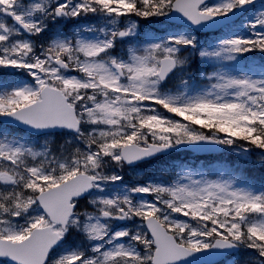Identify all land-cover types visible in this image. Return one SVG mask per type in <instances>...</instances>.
<instances>
[{
    "label": "snow or ice",
    "instance_id": "1",
    "mask_svg": "<svg viewBox=\"0 0 264 264\" xmlns=\"http://www.w3.org/2000/svg\"><path fill=\"white\" fill-rule=\"evenodd\" d=\"M259 2L0 0V264H264V183L121 174L180 148L264 161Z\"/></svg>",
    "mask_w": 264,
    "mask_h": 264
},
{
    "label": "rangeland",
    "instance_id": "2",
    "mask_svg": "<svg viewBox=\"0 0 264 264\" xmlns=\"http://www.w3.org/2000/svg\"><path fill=\"white\" fill-rule=\"evenodd\" d=\"M210 2H211V0H210ZM256 7L257 8L260 7V2L256 4ZM134 19H136V21H137L138 18H134ZM153 19H156V18H153ZM242 19L246 20L247 17H244ZM160 27L161 26L159 24L154 23V22H150V20H146V19L143 20V23L141 25L139 24V30H140L141 36H143L149 32H152L154 29H158ZM72 30L73 29L70 28L68 31L71 32ZM254 54L257 58L254 62L256 64H259L260 63L259 57L261 56V53L254 52ZM9 71H10V69H0V75L4 74L6 72H9ZM11 71H14V70H11ZM257 154H258V152L254 153L250 157L249 162L247 164L260 166L261 163H264V161H262L261 157ZM228 155H231V157L233 158V159H231L232 167H235V166L239 167L240 168L239 170H242V168H244L243 164L245 165V163H243L241 161L238 153L225 150V155L223 156L224 157L223 160H218V159L217 160H202V159H199L195 155L190 154V153H180V157L177 159H170V160H169V158L157 159L154 162L146 164L147 165L146 166L147 167V174L150 175L151 171H156V174H159L161 169L167 167L170 169V171H168L164 174V178L165 179H168L170 177L174 178L175 171L177 170L176 166L179 165L181 162H186L193 167H203L206 171H211L213 173V175L210 176V178L215 179L218 168L221 166H225V161L226 162L228 161V158H229V157H227ZM168 160L171 163H169ZM228 167H230V166H228ZM140 170H142V169L138 170L137 168H133L132 171L123 170L121 172V174L124 176V180L126 183H128L127 180L130 178L136 179V181H138L137 178H139V177H142V179H144V180L147 179L145 176L146 174L144 172H141ZM259 183L262 184V182H259ZM231 259H229L228 261H231Z\"/></svg>",
    "mask_w": 264,
    "mask_h": 264
},
{
    "label": "trees",
    "instance_id": "3",
    "mask_svg": "<svg viewBox=\"0 0 264 264\" xmlns=\"http://www.w3.org/2000/svg\"><path fill=\"white\" fill-rule=\"evenodd\" d=\"M263 166V165H262ZM264 170V168H257V167H254V166H248V169L246 170L248 175L250 177H256V176H264V172L262 171ZM251 250H248L247 253H246V258L249 260V255L248 253L250 252ZM244 264H247V260H244Z\"/></svg>",
    "mask_w": 264,
    "mask_h": 264
},
{
    "label": "water",
    "instance_id": "4",
    "mask_svg": "<svg viewBox=\"0 0 264 264\" xmlns=\"http://www.w3.org/2000/svg\"><path fill=\"white\" fill-rule=\"evenodd\" d=\"M183 149H185V148H180V149H177V150H183ZM188 150H190V149H188ZM218 152H220V151H218ZM197 153H199V154H204V153H216V152H197ZM215 259H219V257H214Z\"/></svg>",
    "mask_w": 264,
    "mask_h": 264
}]
</instances>
